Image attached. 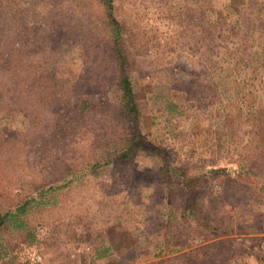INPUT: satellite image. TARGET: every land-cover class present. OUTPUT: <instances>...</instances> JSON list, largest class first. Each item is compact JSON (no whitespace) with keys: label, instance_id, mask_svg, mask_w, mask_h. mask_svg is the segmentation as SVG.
<instances>
[{"label":"rangeland","instance_id":"obj_1","mask_svg":"<svg viewBox=\"0 0 264 264\" xmlns=\"http://www.w3.org/2000/svg\"><path fill=\"white\" fill-rule=\"evenodd\" d=\"M112 4L142 133L169 167L202 176L198 205L233 233L186 218L185 187L153 155L112 162L126 126L111 112L116 65L101 6L0 0V211L29 198L26 220L40 238L6 237L15 263L257 264L249 251L264 253V0ZM106 157L92 175L89 165ZM225 174L235 179L227 189ZM254 218L257 233L247 230Z\"/></svg>","mask_w":264,"mask_h":264},{"label":"trees","instance_id":"obj_2","mask_svg":"<svg viewBox=\"0 0 264 264\" xmlns=\"http://www.w3.org/2000/svg\"><path fill=\"white\" fill-rule=\"evenodd\" d=\"M102 8L103 21L108 29V44H109V55L113 59V63L116 65V76H115V87L118 91V96L116 100L111 104V112L118 116L122 120L123 124L126 126V133L121 137L119 146L113 152L114 155L112 162H123L130 160L137 152L144 151L145 153L153 155L159 160L160 168L168 179H173L180 183L181 186L185 187L186 193L185 197L182 198V214L186 218L194 219L199 217L201 222V227L204 230L215 232L219 235H227L233 233V229L228 223L219 219L215 213L208 214L202 206L198 205V200L196 197V191L198 192L197 186H200L202 182V176L189 177L186 176L180 169L176 167H169L170 162L167 156H165L162 149L155 144L154 141L146 139L144 133L141 131L140 125V111L136 103L135 92L133 90L132 82L127 74L125 68V57L123 54V49L121 48V38L125 30L122 23L114 16L112 0H95ZM264 117V116H263ZM261 117L259 120H261ZM106 157L105 160L101 162H93L89 165V170L92 175H97L102 172V168L108 163ZM168 171L172 174L168 176ZM218 171V170H217ZM217 171H211L209 173H215ZM221 171V170H220ZM71 175V173H70ZM264 175V172L262 173ZM221 178V184L225 189L234 184L235 179L228 178L225 174ZM50 186L46 189H52ZM232 189V188H231ZM229 189V190H231ZM42 191V192H41ZM43 189L38 190L37 195L43 194ZM224 197L232 196L231 193L226 194L223 192ZM29 204V198H24L20 203L14 205L11 209L7 208L0 211V240L4 238L5 248L10 251V256L2 254L0 259V264H18L15 263L14 250L9 245L13 240H7L8 237H21L24 244H33L35 241L40 239L37 236L36 231L32 229L26 220V209ZM251 221L248 224V231L251 233H257L260 230L259 220ZM7 237V238H6ZM0 241V248L1 246ZM264 245V243H262ZM249 250V249H246ZM1 251V249H0ZM253 254L257 264H264V253L259 254L254 250L249 251ZM36 264V263H33Z\"/></svg>","mask_w":264,"mask_h":264}]
</instances>
